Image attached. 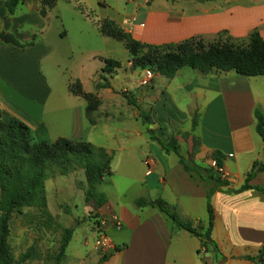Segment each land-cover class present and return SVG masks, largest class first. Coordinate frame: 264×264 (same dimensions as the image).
I'll use <instances>...</instances> for the list:
<instances>
[{"label": "crops", "instance_id": "0c3cea01", "mask_svg": "<svg viewBox=\"0 0 264 264\" xmlns=\"http://www.w3.org/2000/svg\"><path fill=\"white\" fill-rule=\"evenodd\" d=\"M76 1L95 14L97 21L112 20L134 40L146 45L178 44L192 38L202 39L206 43L226 37L246 42L254 31L264 40V0ZM5 2L0 0V29L13 34L22 44L30 42L33 37L35 41L24 48L0 44V108L32 131L42 125L48 134L55 131L57 135L53 141L61 137L86 141L96 148H103L111 157L114 151L131 147L130 143L118 149L97 147L88 141L92 130L105 120L94 114L96 123L90 125L85 117L86 102L70 94L68 88L61 99L65 106L58 108V112L63 113L62 117L48 115L47 106L54 92L42 74V62L46 63L52 56L57 39L58 43L68 39L69 24L83 22L92 26V31L77 35V49L82 48L79 42L81 37L92 40L94 45L98 26L93 25L87 14L76 9L72 1H58L45 17L39 14L40 0H25L13 15L7 13ZM65 12L71 13L69 20ZM87 52L91 59H99L101 70L102 60L107 58L101 56L95 47L87 49ZM92 79L94 89L86 91L84 81L78 80L85 92L97 94L105 89L97 87L100 83L97 72ZM152 99L157 110L153 108L151 117L156 134L171 136L182 131L186 136L190 133L188 138L186 136L185 148L177 142L178 152L186 163L196 164L202 170L197 171L199 174L193 172L190 175L184 171L173 152H165L156 142L153 146L147 145V152L141 153L142 161L144 163L146 158H152L156 164L148 175L146 169L138 182V194L129 200L133 207L125 201L124 195H117L114 199L106 193V203L102 207L96 208L91 201L86 203V209H94L93 215L97 217L108 218L110 214H115L120 219L122 226L119 230L110 225L106 229L107 236L110 232L119 233L117 239L108 236L115 250L101 260L92 252L95 250L94 244L93 248H87L89 240L84 237L83 245L74 248L72 254L68 255L67 250L75 234L73 230L59 264H254L248 257H257L260 248L264 247V197L253 189L239 193L228 191L237 190L244 184L245 176L254 162L264 163V140L256 133L254 114L258 110L264 116V76L244 77L233 71L203 75L182 68L173 79L156 74ZM178 101L184 102V108L179 107ZM172 110L182 118L181 127L174 131L165 130L171 127L170 116L174 117ZM199 114L200 121L192 131L191 121ZM128 131L136 135V140L142 136L137 128ZM193 137L198 140L195 150ZM163 141L167 143L166 139ZM214 152L223 155L221 168L228 176L225 179L227 187L209 180L203 171L211 168V155ZM249 184L264 188V173L257 174ZM209 193L214 210L211 239L215 248L208 246L204 249L199 237L177 229L159 210L136 206L139 198L163 199L180 221L189 222L200 229L207 224L206 196ZM48 211L52 214L49 207ZM52 217L59 222L58 217L53 214ZM89 231L94 238L93 227ZM33 244V239H28L20 248V253L33 248ZM202 248L204 253H201ZM18 257L14 256L16 260ZM22 264L45 262L41 255L33 253Z\"/></svg>", "mask_w": 264, "mask_h": 264}, {"label": "trees", "instance_id": "16d2710c", "mask_svg": "<svg viewBox=\"0 0 264 264\" xmlns=\"http://www.w3.org/2000/svg\"><path fill=\"white\" fill-rule=\"evenodd\" d=\"M24 1L6 0L7 13L13 15ZM58 1L60 0H40V16L45 17ZM62 1H72L75 3L76 9L82 10L76 0ZM97 26L101 36L123 43L135 66L142 69L152 67L157 74L166 79H173L182 68H189L203 75L212 72L221 74L233 71L244 77L264 76V40L257 31L252 32L246 42H237L226 37L206 43L202 39L192 38L178 44L153 46L134 40L129 33L112 20H100L97 22ZM34 41L35 37L30 42L22 44L13 34L0 29V44L24 48L33 45ZM102 61V73L109 74L113 69L119 67V63L114 60L104 59ZM104 81V84H99L97 87L109 88V83L105 79ZM68 91L86 102L85 117L90 125H95L94 113L99 107L96 94L85 92L78 80L69 84ZM128 103L134 105L129 99ZM137 110L146 124H153L149 116H143L138 107ZM254 114L257 120L256 133L264 140V116L258 110H255ZM196 126L197 115L192 119L191 130L194 131ZM147 131L150 140L159 144L165 152H173L178 157L179 163L188 174L191 175L193 172L197 173L198 170H202L198 166L184 161L179 155L175 138H171L167 143H162L154 136L153 129H147ZM46 134L45 126L42 125L32 131L22 121L0 108V264H20L31 258V249L17 260L14 258L9 242L10 222L15 214L26 208L30 209L32 213L40 215L39 220H34L39 221L42 228L48 225L47 222L52 217L47 207L45 182L54 172H57L59 176H66L74 171L82 170L86 183L85 201L93 202L96 208H100L106 203L104 193L98 192L97 187L104 182L105 177L112 175V157L103 148H96L89 142L74 141L63 137L47 141ZM192 143L195 150L198 145L197 138L193 137ZM211 157L215 160L216 166L221 168L223 155L214 152ZM203 171L207 173L209 180L218 185L228 186L227 182L214 176V169L209 168ZM259 173H264V163L254 162L245 176L244 184L239 189L228 192L239 193L253 189L264 197V188L253 187L249 184ZM206 198L208 219L206 226L200 229L194 228L189 222L180 221L174 210L163 199L139 198L136 200V206L159 210L172 221L177 229L199 237L204 249H207L208 246L215 248L211 239L214 224L211 194H207ZM97 216L95 214L94 217ZM43 217L47 222L43 221ZM63 232L58 254L54 258L55 264H59L64 256L73 233L72 229H64ZM104 259L105 257L101 260ZM248 259L254 264H264L259 263V259H264V247L260 248L257 257H248Z\"/></svg>", "mask_w": 264, "mask_h": 264}, {"label": "rangeland", "instance_id": "374dc122", "mask_svg": "<svg viewBox=\"0 0 264 264\" xmlns=\"http://www.w3.org/2000/svg\"><path fill=\"white\" fill-rule=\"evenodd\" d=\"M81 7L82 10L80 11L83 14H87L93 25L95 24L97 26L98 21L95 14L83 6ZM70 14L65 12L68 20L70 19L68 18ZM72 24L68 26L70 30L68 39L59 43L57 39V43H54L55 49L52 56H50L46 63L42 62L41 65L42 74L47 78V84L54 92V95L51 97V102L47 106L48 115L62 117L63 113H59L58 108L65 106V103H61L63 102L61 99L70 83L82 79L85 83L84 90H93L94 83L92 75L95 72L99 76V84H104V79L109 83V88L99 90L96 94L99 100V107L94 114H97V117L105 121L98 124L92 130V133L88 135V141L98 145L97 147L108 146L112 149H118L126 143H130L129 145L131 147L123 148L124 150L121 151H114L111 161L112 175L105 177L104 182L97 187L98 192L106 193L110 198L115 199L117 195H124L125 201L128 203L130 199L137 196L139 190L138 182L142 179L146 170L141 153L143 151L147 152V145L153 146L155 142L150 140L147 129L154 130V121L151 117L153 108L156 112L157 110L154 107V100L152 99V87L157 73L152 67L142 69L135 66L132 58L124 48L123 43L110 38L103 39L98 31L97 37L95 38L96 41L94 42L95 46L92 40L81 37L79 42L82 48L77 49V35L80 33L84 34L87 30L92 31V26L85 25L83 22L82 24L81 22ZM94 47L101 53V56L118 62L119 67L113 69L109 74L102 73L99 59H91L89 52H87V49H94ZM146 70L152 74V79L149 83L143 84L142 78ZM185 70L192 69L185 68ZM128 99L134 105L129 104ZM80 100L83 99L81 98ZM177 104L180 108H184L183 101H178ZM137 107L141 110L143 116H149L151 118L152 125L146 124L143 117H139ZM172 113L174 117L172 118L171 115L169 122L171 127L165 130L174 131L181 127L182 118L173 110ZM199 121L200 114L197 115V122L199 123ZM133 128H137L141 133L142 136H139V140L134 138L136 137L135 134L129 133L130 131L128 130ZM153 133L162 143H165L163 141L164 139L168 142L170 138L175 137L176 142L182 148H185L186 140L190 135L189 133L187 138H185L182 131L177 132L175 135L171 134V136L157 135L156 130ZM50 134H46L45 139L47 141H53L55 135H57L55 131H51ZM152 146H150L151 149ZM174 158L177 160L176 156ZM188 159L190 160V157ZM222 180L223 182H227L225 179ZM209 185L212 186L211 183ZM85 188V176L82 170L74 171L66 176H59L57 172H54L45 182V189L47 207L50 208L54 217H58L59 222L50 214L52 219L49 222L43 217V221H46L48 225L46 224L47 226L41 229L40 222L34 220H39L40 215L38 213H32L30 209L23 208L20 213L13 216L10 222L11 231L9 242L12 245L13 255L20 257L24 254L20 253L19 250H22L20 248L24 247L28 239L30 240L32 238L34 244L32 246L33 248H31V255L33 253L41 255L45 264L54 262V258L58 254L64 229L75 230L74 238L71 240L70 247L67 250L69 252L68 255L72 254L74 248H80L83 245L84 237L89 240V246L87 248H93V238L89 230L93 226L92 218L95 216L93 215L95 211L94 209H86L87 202L84 198ZM128 204L132 206L131 202ZM203 214L205 216V210ZM41 230H43L42 235ZM118 235L119 233H108L109 237L115 239L119 238ZM92 252L100 256V258L106 256L100 250L95 249ZM67 260L65 263L68 262Z\"/></svg>", "mask_w": 264, "mask_h": 264}, {"label": "built area", "instance_id": "2783aa9c", "mask_svg": "<svg viewBox=\"0 0 264 264\" xmlns=\"http://www.w3.org/2000/svg\"><path fill=\"white\" fill-rule=\"evenodd\" d=\"M152 74L149 71L144 72V77L142 78V83L147 84L151 81ZM145 167L147 169V175L150 174L151 169L155 166L156 161L152 158H146L144 161ZM215 170V175L227 179V174L222 168L216 166L215 160H212L211 166ZM92 227L94 231L93 244L96 250H100L103 255H106L113 250H115L114 244L111 242L107 236L106 229L110 225L115 230H119L122 226L120 219L115 214H110L108 218L106 217H94L92 219ZM201 253H204V249H201Z\"/></svg>", "mask_w": 264, "mask_h": 264}, {"label": "water", "instance_id": "95a60500", "mask_svg": "<svg viewBox=\"0 0 264 264\" xmlns=\"http://www.w3.org/2000/svg\"><path fill=\"white\" fill-rule=\"evenodd\" d=\"M259 262L260 263H264V259H259Z\"/></svg>", "mask_w": 264, "mask_h": 264}]
</instances>
